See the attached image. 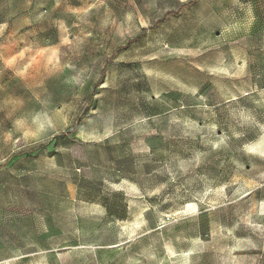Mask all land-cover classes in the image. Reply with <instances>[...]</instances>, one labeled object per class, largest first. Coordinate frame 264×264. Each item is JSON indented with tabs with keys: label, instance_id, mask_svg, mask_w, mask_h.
<instances>
[{
	"label": "rangeland",
	"instance_id": "1",
	"mask_svg": "<svg viewBox=\"0 0 264 264\" xmlns=\"http://www.w3.org/2000/svg\"><path fill=\"white\" fill-rule=\"evenodd\" d=\"M0 264H264V0H0Z\"/></svg>",
	"mask_w": 264,
	"mask_h": 264
}]
</instances>
